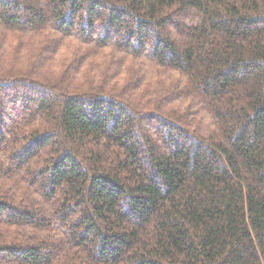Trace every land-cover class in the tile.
Segmentation results:
<instances>
[{
	"label": "trees",
	"instance_id": "1",
	"mask_svg": "<svg viewBox=\"0 0 264 264\" xmlns=\"http://www.w3.org/2000/svg\"><path fill=\"white\" fill-rule=\"evenodd\" d=\"M0 264H264V0H0Z\"/></svg>",
	"mask_w": 264,
	"mask_h": 264
}]
</instances>
